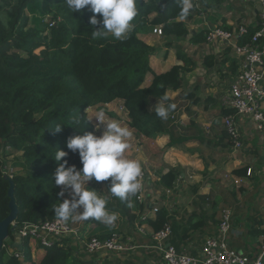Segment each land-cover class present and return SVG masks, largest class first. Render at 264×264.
<instances>
[{
  "label": "trees",
  "instance_id": "1",
  "mask_svg": "<svg viewBox=\"0 0 264 264\" xmlns=\"http://www.w3.org/2000/svg\"><path fill=\"white\" fill-rule=\"evenodd\" d=\"M137 8L127 39L117 41L111 33L94 38L90 25L93 13L87 8L73 13L65 0H0V221L11 213V182L4 176L6 159L1 154V150L10 146L22 152L15 163L22 172L13 178L18 206L14 230L26 223L58 218L52 207L61 203L64 196L58 195L62 187L55 185V170L65 160L67 166L83 167L79 153L69 150L67 141L95 132V126L87 119V108L120 99L131 128L149 138L170 135V147L180 142L171 118L177 108L169 112L167 120L159 118L155 109L161 103L165 106L174 103L164 97L169 91L182 88V76L190 71L189 60L179 54V59H184L183 65L154 74L151 84L146 86L150 58L158 48L141 40L139 33L161 25L167 45H172L174 40L188 35L182 21L185 18L179 15L177 0H137ZM97 17L102 19L100 14ZM259 28L260 25L249 27L241 43L249 42ZM207 32H199L191 42H206ZM222 112L227 116L233 110L224 108ZM57 123L64 124L60 132L55 131ZM225 137L229 140L227 132ZM58 149L69 153L59 162L54 159ZM247 170L244 166L233 173L246 177ZM179 177V168L170 167L160 175L156 187L170 190ZM91 181L98 183L95 179ZM110 181L111 178L100 181L107 185L108 191ZM135 196L128 201L112 196V204L116 203L122 216L132 219L130 201ZM170 221L167 210L159 208L155 217L145 223L157 232ZM111 230L91 234L104 238L114 232ZM10 239L15 240L13 231ZM23 254L32 264H86L72 240L46 248L39 263L33 261L28 241L24 242ZM0 264L23 263L8 256L3 248Z\"/></svg>",
  "mask_w": 264,
  "mask_h": 264
},
{
  "label": "crops",
  "instance_id": "2",
  "mask_svg": "<svg viewBox=\"0 0 264 264\" xmlns=\"http://www.w3.org/2000/svg\"><path fill=\"white\" fill-rule=\"evenodd\" d=\"M191 3L193 7L189 15L182 19L188 29V35L182 40H174L172 45H167V38L155 35L152 29L139 33L141 40L158 48L157 53L150 58L151 71L146 75V86L151 84L154 74L164 73L177 64L183 65L184 59H179V54L189 60L187 66L190 71L182 76V88L168 92V97L178 110L173 115L176 116L175 133L180 142L170 147V135L149 138L131 128L128 113L119 117L117 107L123 103L120 99L103 106L90 107L94 113L88 111V116L103 111L106 121H118L121 124L122 120L127 125L133 135L125 156L138 159L147 176L150 194L144 205L137 203L135 198L131 199L132 219L120 214L116 203L112 204V196L108 191L106 208L109 213L117 215L115 226L88 220L82 227L85 234L90 231L92 235L93 231L102 234L113 228L116 232L115 229L127 226L135 236L130 235L132 237L128 238L130 250L122 252L131 257L128 261L123 260L125 264H133L134 259L138 258L158 264L161 254L153 247L154 231L145 223L155 217L153 208L156 205L167 210L172 227L167 244L179 251L198 255L206 237L217 233L220 214L215 215V208L230 196L235 199L230 204L234 210L229 208L234 214L230 246L236 251L256 255L260 244L264 242V138L252 125L240 119L244 146L235 151L230 140L225 137L223 124L222 110L225 107L222 98L228 93L239 71L241 57L226 44L191 42L199 32L211 28L228 27L230 29L227 30H233L240 24L248 28L260 25L259 6L256 0H191ZM102 130L95 128V133L100 135ZM244 166L252 169L251 176L233 173V170ZM170 167L180 170L175 186L170 190L157 188L160 175L167 173ZM246 199L253 200L257 219H248V207L245 215L243 208L238 207ZM144 215L149 217L145 221L141 219ZM134 238L140 239L139 244ZM32 248V259L39 263L45 255V249ZM85 255L81 260L86 264H116L107 254Z\"/></svg>",
  "mask_w": 264,
  "mask_h": 264
},
{
  "label": "built area",
  "instance_id": "3",
  "mask_svg": "<svg viewBox=\"0 0 264 264\" xmlns=\"http://www.w3.org/2000/svg\"><path fill=\"white\" fill-rule=\"evenodd\" d=\"M256 1L259 6L261 23L259 30L255 32L249 42L241 43L242 36L248 32V26L245 24H240L233 30L211 28L206 35L207 44H226L237 56L241 57L239 71L233 78L228 93L222 98V105L233 110L232 114L224 116L223 124L235 151L243 149L244 146L240 119L252 125L264 138V0ZM52 25L53 23L50 24V26ZM153 33L163 37V27L155 26ZM120 107L126 110L124 104H121ZM171 118L175 123L177 122L176 116L173 115ZM92 123L96 125V120L93 119ZM7 148L11 149L10 146H7L5 150H1V154L6 156ZM3 173L8 180L13 179L17 174V171L7 164V159ZM251 174L252 169L249 168L247 175L251 176ZM139 180L142 187L136 194L135 201L144 205L148 199L145 171H142ZM158 209L154 206L153 213L156 214ZM148 218L146 215L141 217L143 221ZM233 221L232 210L224 208L220 213L217 233L206 237L198 255L179 251L176 247L168 245L167 241L172 235V227L170 224H166L161 230L152 233L153 247L161 254L158 264H264V242L260 244L256 255L236 251L230 246ZM15 231L21 234L23 244L25 241L30 243L32 252V246L46 249L63 240H72L79 253L89 256L122 253L131 248V246H127L124 237L118 232H113L104 238L98 236L89 238L85 236V231L82 228L73 226L69 220L61 221L59 218L26 223ZM12 243L10 236L4 241L3 248L7 255L15 257L23 264H32L26 260L23 252L12 247Z\"/></svg>",
  "mask_w": 264,
  "mask_h": 264
},
{
  "label": "clouds",
  "instance_id": "4",
  "mask_svg": "<svg viewBox=\"0 0 264 264\" xmlns=\"http://www.w3.org/2000/svg\"><path fill=\"white\" fill-rule=\"evenodd\" d=\"M65 3L73 13L83 12L86 8L93 13L90 25L93 27L94 38L106 37L111 33L117 41L126 40L132 21L138 14L137 0H65ZM177 4L179 15L186 18L193 7L191 0H177ZM97 14H100L102 19H98ZM97 25H100L98 29ZM164 99L169 97L165 95ZM175 108L174 103L167 106L158 104L155 113L159 118L167 120L169 112ZM86 114L88 121L96 120V128H102V133L97 135L95 132H88L68 139L67 148L79 153L83 167L77 169L74 164L67 166L68 161L65 160L56 168L55 185L63 186L58 195L63 197L64 189L70 188L71 198L62 199L61 203L53 205L52 210L61 221H68L70 218L80 221L93 219L114 227L118 217L107 210L108 197L89 187V181L95 179L100 182L111 178V196L128 201L129 197L137 194L142 187L139 180L142 174L141 162L125 156L133 135L129 128L122 126L118 121H106L103 111L88 116L87 108ZM63 125L57 123L55 131H62ZM68 154L67 151L58 149L54 159L59 162ZM86 183L88 186H85Z\"/></svg>",
  "mask_w": 264,
  "mask_h": 264
},
{
  "label": "rangeland",
  "instance_id": "5",
  "mask_svg": "<svg viewBox=\"0 0 264 264\" xmlns=\"http://www.w3.org/2000/svg\"><path fill=\"white\" fill-rule=\"evenodd\" d=\"M7 1H9V0H7ZM123 104V103H122ZM121 105V104H120ZM120 105L117 107V111L119 112L118 114L120 115L119 117H122V116H124V114L125 113H127L126 112V110H124V109H121V107H120ZM98 106H100V105H98ZM102 106V105H101ZM94 107V106H93ZM90 108V107H89ZM88 108V111L89 112H92V111H90V109ZM92 113H94V112H92ZM122 123H121V125L122 126H125V127H127V125L125 124V123H123V121L122 120H120ZM95 126V128H96V125H94ZM261 145V144H260ZM7 153H6V159H7V164H9V165H11L12 166V168H13V170L14 171H17L18 173H20V172H22L21 171V166H19V165H16L15 163L17 162V160L22 156V152H19V151H16V150H13L12 148L11 149H9V148H7ZM143 171V170H142ZM85 186H88L87 185V183H86V185ZM61 187H63V186H61ZM89 187H91V188H93V189H96L101 195H104V196H109L108 195V188H107V185L105 184V183H102V182H98V183H95L94 181H89ZM64 192H65V195H64V199H70L71 198V189L70 188H67V189H64ZM148 193L150 194V191H149V189H148ZM154 193V195H156V193L155 192H153ZM233 200H235L233 197H228L226 200H225V202H221V205L218 207V208H215V215H217V216H219V214H220V211L223 209V208H231V209H233L232 207H231V203L233 202ZM158 201V200H157ZM156 201V202H157ZM264 205H262V207H263ZM156 207H158V208H160V206H158V205H156ZM238 207H242L243 208V213H244V215H245V211L249 208L250 210H249V220H253V218H256L257 219V213H256V211H255V207L253 208V200H248V199H246L245 201H244V204L243 203H240L239 205H238ZM248 207V208H247ZM234 210V209H233ZM75 215V214H74ZM89 220H93V219H89ZM216 221H218V219H215ZM69 221H70V223L73 225V226H75V227H80V228H82L83 226L85 227V224H86V221H88V220H86V221H80V220H78V219H75V218H70L69 219ZM93 221H95L96 222V220H93ZM115 231L116 232H118L120 235H123V237H124V240H125V242H128V238L129 237H134L135 235L131 232V231H129L128 230V228H127V226L125 227V228H119V229H115ZM90 233V231H88V234L86 233L85 234V236L86 237H92L93 235H90L89 234ZM130 235H132V236H130ZM134 240H135V242H137L138 244H139V241H140V239L139 238H134ZM7 242H10V240H7ZM137 250H139V249H137ZM83 255H85V254H83ZM107 255H109V257L108 258H111V260H113L112 262H116V264H125L124 262H123V260H130L131 259V257H130V255L128 254V253H108ZM107 255L104 257V258H106L107 257ZM85 256H87V255H85ZM86 258V257H85ZM133 264H151V260H148V259H146V258H138V259H134V261H133Z\"/></svg>",
  "mask_w": 264,
  "mask_h": 264
},
{
  "label": "water",
  "instance_id": "6",
  "mask_svg": "<svg viewBox=\"0 0 264 264\" xmlns=\"http://www.w3.org/2000/svg\"><path fill=\"white\" fill-rule=\"evenodd\" d=\"M143 1V0H141ZM11 182V187L9 190V197L11 198L9 207L11 209L10 215L5 218L3 221H0V252L3 250V244L7 237L10 236L11 231L14 233L15 240L12 243V247L17 249L20 252L24 250V244L21 234L14 229V222L18 214V206L16 204L15 196H14V183L13 179H9ZM169 245V244H168Z\"/></svg>",
  "mask_w": 264,
  "mask_h": 264
}]
</instances>
